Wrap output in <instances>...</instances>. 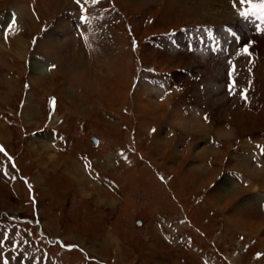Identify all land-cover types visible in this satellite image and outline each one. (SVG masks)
<instances>
[{
    "label": "rangeland",
    "instance_id": "374dc122",
    "mask_svg": "<svg viewBox=\"0 0 264 264\" xmlns=\"http://www.w3.org/2000/svg\"><path fill=\"white\" fill-rule=\"evenodd\" d=\"M15 1L0 0V10L7 12L13 7L24 24L21 34H15L13 41L11 37L8 44L0 35L9 51L0 53V140L22 176L12 185L0 169V216L8 213L33 223L37 218L41 238H61L62 244L71 245L63 249L54 243L51 247L70 261L83 262L87 257L90 264H264V206L260 205L264 202V180H257L262 174L256 171L264 165L254 168L249 180L241 175V183L226 173L230 168L239 173L242 160L251 161L245 151L251 146L249 140L264 143V36L258 62L252 68L250 104H239L223 89L224 58L210 63L197 53L194 59L193 54L153 48L143 38L196 22L222 25L231 21L247 31L231 5L214 15H199L178 2L174 6L165 0H114L124 16L114 28L118 36L111 33L109 55L98 56L92 45L89 50L77 46L66 22L64 37L54 32L62 38L56 41L57 46L62 45L52 46V52L59 56L51 60L47 52L42 54L56 66L40 76L30 62L39 58L33 52L43 50L41 42L47 30L40 39L37 33L45 20L59 18L62 7L54 3L42 6L34 0L35 15L29 10V0L21 9ZM69 1L68 9H76ZM19 39L24 49L17 44ZM61 46L67 55L84 60L101 88L82 85L77 71L64 72L58 61ZM46 49L51 54L49 47ZM17 50L25 57L21 59ZM145 64L173 70L183 90L158 100L156 94L161 90L141 79ZM180 67L190 69L193 75L201 74V78L189 79L177 71ZM49 97L54 98L53 106L47 105ZM184 102L206 104L210 120L203 122L207 132L186 130L177 122ZM192 115L200 119L199 113ZM44 125L67 133L73 150L56 151L38 139L35 142L36 133L48 131H37L34 137L28 131ZM224 126L231 129L228 138L217 133ZM160 131L165 138L157 140ZM92 136L99 139L98 149H94ZM210 136L218 140L217 145ZM124 145L132 165L119 174V194L91 182L77 162L76 150L96 157L98 150L114 151ZM204 148L209 157L197 163L194 154ZM107 153L108 158L113 157ZM103 159L107 160L106 155ZM158 173L165 182L157 178ZM33 180L38 188L33 193L39 195L35 198L39 203L34 205L29 196ZM158 212L166 214L167 220L161 222L168 226L161 225L162 230L156 224Z\"/></svg>",
    "mask_w": 264,
    "mask_h": 264
},
{
    "label": "bare ground",
    "instance_id": "6f19581e",
    "mask_svg": "<svg viewBox=\"0 0 264 264\" xmlns=\"http://www.w3.org/2000/svg\"><path fill=\"white\" fill-rule=\"evenodd\" d=\"M139 1L140 2L141 1L142 2H150L151 0H139ZM15 2L18 5L17 6L18 9L24 8L27 5L26 0H16ZM69 2H70L69 0H39L38 5L51 6L52 3H54V4L59 5L60 7L63 8V9L61 8L62 16H60L58 19H56L54 25L47 29V32L45 33L44 38L41 42V44H42V46H44V48L49 47V51H51V54L47 51V55H48V58L51 60H56V58L59 56L56 53H53L52 51H53L54 47H58V46L62 45V44H60L57 46L56 41L58 40L57 38H61V37H59L60 35L62 37H64L63 35H65L64 32H65V28H66V21L64 20L65 19L64 16H65V11H67L68 8H70ZM90 2H91V0H90ZM165 2L169 3V4H174L177 2L181 3L186 10H188L189 12H194V13L196 12L199 15H209V14H213V13L217 14V13L226 11L227 7L230 6L229 0H165ZM174 6H175V4H174ZM25 10H26V8H25ZM205 17L207 18V16H205ZM8 18H9V14H7L5 16V20H7ZM91 23H93L91 28L95 29V25L97 23V20H95ZM62 28H64V29H62ZM54 32L55 33L60 32V35L57 34V36H54ZM96 32H97L96 30H92L91 33H89V32L87 33V31H86L87 34L85 37H90L89 39L91 41L90 43H91L93 49H95V47H96L95 52L98 53V56L104 58V56H106L107 54L109 55V49H110V45H111L112 36L110 34H108L109 32H107V31L105 32V35L102 32H98V33H96ZM68 34H70V33H68ZM101 35H104V37H102ZM17 44L19 45V47H21L23 49L25 48V44L22 41V39H19L17 41ZM52 46H54V47L52 48ZM68 46H70V44ZM74 47L76 48V46H74ZM60 48H61V50H63V52H62V57L60 56V59H58V61L62 65L64 72L67 71V73L70 72V74H76L74 71H77L78 72L77 76H79L78 77L79 80L82 81V83H81L82 85L85 84L86 86L93 87L95 89L101 88L100 83L98 81V77H96V75H95L96 78L95 79L92 78L91 73H90L91 68L89 67L87 69L86 63L84 62V60L81 57L77 56L74 59L72 56L67 55L66 49H64L62 46ZM4 49L5 48L2 44V42L0 41V53L1 54H3ZM69 49H70V47H69ZM74 52L75 51H73V50L71 51V53H73V54H74ZM16 54L18 56H20L21 59L25 56V53L23 51L17 50ZM48 58L47 59L46 58H44V59L36 58V57L32 58V60L30 62V66H31V69H33V71L35 72V74L40 75V76L47 75V73H48V69H47ZM99 60H101V59H99ZM108 60H109V58H108ZM88 64L90 65L89 61H88ZM156 95L158 96V94H156ZM193 113H197V112L195 111ZM192 114L190 112V114L185 116L183 114V111L179 110V113L177 116V118H178L177 122L180 123V125L183 128H185L186 130H192V131L196 130V131H201V132H203V131L207 132L208 128L204 124V122H203L204 120L201 119V116L199 115L200 119H197V117L192 115ZM161 132L162 131L159 132L157 140H159V139L162 140L165 138V136L162 135ZM165 132H167L166 128L164 130V133ZM217 133L221 137H224V138L227 137L228 138V136L231 135V129H229L228 127L226 128V126H224V127L218 128ZM49 134H48V132H46V133H43L42 131L38 132L35 134L36 135L35 139H38L44 147L48 148L50 145L49 141H48L49 140V138H48ZM205 148H206V146H205ZM205 148H204V150L199 149L195 152L194 156H195L197 163L207 161V159L209 157V155H208L209 150L208 149L205 150ZM210 150H212V149H210ZM206 155L208 156L207 159L205 157ZM244 160L245 159L242 160L243 166L240 169L239 173H240V175L244 176L245 179L247 178L249 180L254 175V168L259 167V166H257L258 164H256V163L253 164L251 161L250 162H244ZM256 171H257V173L262 174L259 177V179H257L259 182H261L262 180H264V168L261 171H258V170H256Z\"/></svg>",
    "mask_w": 264,
    "mask_h": 264
},
{
    "label": "snow or ice",
    "instance_id": "6c2138e0",
    "mask_svg": "<svg viewBox=\"0 0 264 264\" xmlns=\"http://www.w3.org/2000/svg\"><path fill=\"white\" fill-rule=\"evenodd\" d=\"M78 2H79V0H78ZM236 2H237V0H234V6H235ZM238 2H239L240 4H244V3H246V2H250V0H238ZM241 15H242V16H246L247 14L242 12ZM0 151H3V149L0 148Z\"/></svg>",
    "mask_w": 264,
    "mask_h": 264
},
{
    "label": "crops",
    "instance_id": "0c3cea01",
    "mask_svg": "<svg viewBox=\"0 0 264 264\" xmlns=\"http://www.w3.org/2000/svg\"><path fill=\"white\" fill-rule=\"evenodd\" d=\"M20 14H21V13H20ZM18 34L20 35L21 33H18ZM18 34L15 35V36H18ZM0 35H1V34H0ZM15 36H14V37H15ZM14 37H12V39H11L12 41H13ZM1 38H2V36H1ZM36 42H37V41H36ZM3 46H4V45H3ZM4 48H5V49H4L3 51H4V53H5V52L8 51V50L6 49L7 47L4 46ZM8 52H9V51H8ZM24 57H25V56H24ZM24 57H23V58H24ZM120 182H121V181H120Z\"/></svg>",
    "mask_w": 264,
    "mask_h": 264
}]
</instances>
